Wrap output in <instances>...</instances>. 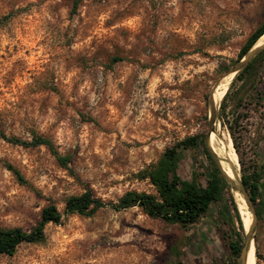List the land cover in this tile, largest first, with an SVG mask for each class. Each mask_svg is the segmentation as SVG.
<instances>
[{"label": "rangeland", "instance_id": "obj_1", "mask_svg": "<svg viewBox=\"0 0 264 264\" xmlns=\"http://www.w3.org/2000/svg\"><path fill=\"white\" fill-rule=\"evenodd\" d=\"M0 20V130L42 135L68 157L63 166L45 145L0 137V226L30 228L50 202L62 213L42 242L0 253V264L230 262L221 209L233 199L239 212L231 185L188 227L138 206L90 215L64 206L87 187L105 201L155 193L139 173L167 147L208 132L212 149L231 140L239 178L260 172L264 198V63L251 80L230 73L264 22V0H81L75 11L71 0H0ZM222 84L228 96L210 124L211 92ZM206 164L201 146L189 148L178 173L205 184ZM252 206L253 264H264V214Z\"/></svg>", "mask_w": 264, "mask_h": 264}, {"label": "trees", "instance_id": "obj_2", "mask_svg": "<svg viewBox=\"0 0 264 264\" xmlns=\"http://www.w3.org/2000/svg\"><path fill=\"white\" fill-rule=\"evenodd\" d=\"M72 11H75L81 0H71ZM1 22V20H0ZM264 34V22L259 24L247 37L241 46L237 57L233 63L241 60L257 40ZM115 61V60H114ZM264 63V47L257 55L239 72L234 80H251ZM252 77V78H251ZM251 78V79H250ZM229 90L223 96V101L228 96ZM0 137L8 142L23 146L45 145L56 157L58 162L66 166L67 156L61 155L53 146L52 142L42 135L32 134L31 140H23L15 136H8L0 130ZM202 147L208 164L204 166L203 175L205 184L196 179V173L191 179H186L178 173V166L182 151ZM7 168L20 180L25 182L19 170L13 165L7 164ZM141 179H148L154 186L155 193L139 192L136 190L126 191L116 201H105L96 196L90 188L77 195L66 198L64 213H76L79 215H90L96 210L109 206L114 209H127L133 206L140 207L147 215L159 217L168 223H176L183 227H188L198 223L206 217L211 206L223 198L225 190L230 188L226 176L220 166L210 153L205 136L195 134L180 140L167 147L158 160L148 165L139 173ZM260 172L243 174L241 180L248 191L250 200L256 205L258 217L264 214V198L261 195L259 180ZM233 211V213H232ZM224 222L228 229L224 232L229 249L230 262H215L214 264H235L240 257L244 242L245 231L241 216L232 199V209H221ZM62 213L53 202L48 203L41 209L40 219L30 228L22 226H0V253L12 255L19 245L24 242L37 243L45 239V225L48 223L59 224ZM235 223L237 226H235ZM179 254V252H177ZM258 256V254H256ZM232 260V261H231ZM180 264V262H177ZM258 264V263H256Z\"/></svg>", "mask_w": 264, "mask_h": 264}, {"label": "water", "instance_id": "obj_3", "mask_svg": "<svg viewBox=\"0 0 264 264\" xmlns=\"http://www.w3.org/2000/svg\"><path fill=\"white\" fill-rule=\"evenodd\" d=\"M255 44L250 48V50L245 54V56L237 62V64L233 67V69L230 71V73H234V75H236L237 72L242 70L257 55V53L264 47V38L258 46H255ZM216 86H217V84L215 85V87ZM215 87H214V89H215ZM225 93H226V91L224 92L223 96L225 95ZM212 95H213V91L211 92V96L209 99V106H210V114H209L210 120L209 121H210V124H212L214 122L215 107H216V104L213 101ZM223 96H222V98H223ZM209 136H210V133L208 132V134L205 137L206 144L209 140ZM207 147H208L210 153L212 154V156L214 157V159L216 160V162L218 163V165L220 166L223 174L226 176L228 183L231 185L232 188H234L236 190V192L241 194V196L244 198L245 203L248 206L250 212L254 215L255 211H254L253 206H252V201L250 200L248 191L246 190L241 178H238L237 180H235V179L229 177L226 174V172L224 171V169L222 168L218 155L214 152V150L210 147V145L207 144ZM253 230H254V219H252L250 221V224H249V227L247 230L244 228L245 242H244L240 257H239L238 264H247L248 253H249V250L251 247V242L254 241Z\"/></svg>", "mask_w": 264, "mask_h": 264}, {"label": "bare ground", "instance_id": "obj_4", "mask_svg": "<svg viewBox=\"0 0 264 264\" xmlns=\"http://www.w3.org/2000/svg\"><path fill=\"white\" fill-rule=\"evenodd\" d=\"M264 38V34L257 40L255 46H258L261 43V40ZM224 89V85L222 84L220 86L219 89H215L213 91V101L215 102V104H217L219 102V100L222 98L223 93L222 92ZM225 91V90H224ZM213 133L210 134V139L211 140V136ZM211 144V142H210ZM214 152L220 157V163L222 168L224 169V171L226 172V174L237 180L239 178V162H238V157L237 154L231 144V140L230 139H226V144L224 145V147L220 148V149H216L215 147H213ZM241 175V174H240ZM233 194L235 196L238 208H239V212H240V216H241V220L243 223L244 228L247 230L251 221L250 218V213L246 208V203L244 198L241 196V194H239L238 192H234ZM253 245H254V241L251 242V247L248 253V260H247V264H253L254 261V256H253Z\"/></svg>", "mask_w": 264, "mask_h": 264}]
</instances>
